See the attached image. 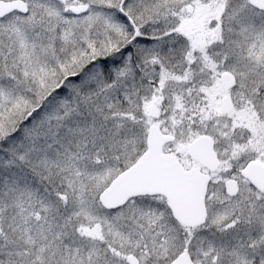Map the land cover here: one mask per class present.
I'll return each instance as SVG.
<instances>
[{"label": "snow or ice", "instance_id": "1", "mask_svg": "<svg viewBox=\"0 0 264 264\" xmlns=\"http://www.w3.org/2000/svg\"><path fill=\"white\" fill-rule=\"evenodd\" d=\"M0 264H264V0H0Z\"/></svg>", "mask_w": 264, "mask_h": 264}]
</instances>
